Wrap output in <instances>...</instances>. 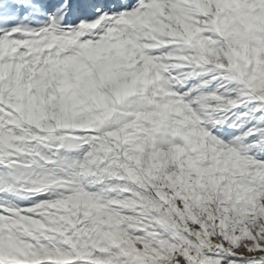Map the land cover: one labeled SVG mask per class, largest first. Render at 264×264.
I'll return each mask as SVG.
<instances>
[{"label":"snow or ice","instance_id":"obj_1","mask_svg":"<svg viewBox=\"0 0 264 264\" xmlns=\"http://www.w3.org/2000/svg\"><path fill=\"white\" fill-rule=\"evenodd\" d=\"M0 264H264V0H0Z\"/></svg>","mask_w":264,"mask_h":264}]
</instances>
